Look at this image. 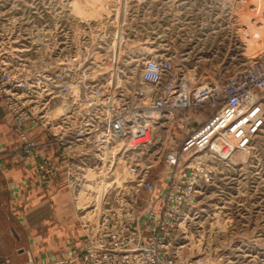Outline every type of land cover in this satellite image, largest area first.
I'll return each mask as SVG.
<instances>
[{"label":"built area","instance_id":"1","mask_svg":"<svg viewBox=\"0 0 264 264\" xmlns=\"http://www.w3.org/2000/svg\"><path fill=\"white\" fill-rule=\"evenodd\" d=\"M189 5L194 28L222 31L233 47L242 44L239 33L249 37L264 19L259 0H189ZM59 58L62 71L42 84L0 63V103L12 120L21 154L34 160L40 181L47 184L60 171L70 175L68 152L84 148L79 154L85 161L76 170L96 174L104 189L95 195L98 211L93 217H80L85 262L175 264L177 230L192 209L199 174L209 172L195 160L197 155L227 161L251 150L264 132V50L224 79L201 84L169 58L146 60L140 87L127 95V103L118 101L110 108L97 102L86 110L81 103L76 109L72 104L81 100V92L86 100L103 94L99 82L80 84L68 78L72 58ZM59 96L72 110L58 107V116H51ZM28 128L50 133L59 164L37 153Z\"/></svg>","mask_w":264,"mask_h":264},{"label":"rangeland","instance_id":"2","mask_svg":"<svg viewBox=\"0 0 264 264\" xmlns=\"http://www.w3.org/2000/svg\"><path fill=\"white\" fill-rule=\"evenodd\" d=\"M189 6V0H0V63L42 84L62 71L59 56H69L67 77L80 84L99 82L103 92L90 100L81 92L72 108L81 103L86 110L97 102L110 108L127 103V95L140 87L146 60L169 58L201 84L224 79L264 50V39L256 48L251 45L254 32L241 35L242 46L233 47L222 31L194 28ZM248 38L253 40L243 45ZM60 98L52 102L51 116L58 107L72 110ZM43 137L52 138L48 131ZM76 149L68 152L73 171L64 176L74 208L70 214L80 223L81 216L84 220L98 211L94 199L100 180L78 173L84 148ZM195 160L209 172L199 174L192 209L177 230L175 264H264V132L251 150L227 161L203 153ZM72 260L88 264L80 251ZM22 264L33 262L28 258Z\"/></svg>","mask_w":264,"mask_h":264},{"label":"crops","instance_id":"3","mask_svg":"<svg viewBox=\"0 0 264 264\" xmlns=\"http://www.w3.org/2000/svg\"><path fill=\"white\" fill-rule=\"evenodd\" d=\"M43 133L27 130L40 145L37 153L59 164L56 145ZM19 147L12 120L0 103V264H22L28 258L33 264H80L68 262L81 252L84 235L78 217L70 214L74 208L64 172L43 184L34 160Z\"/></svg>","mask_w":264,"mask_h":264},{"label":"bare ground","instance_id":"4","mask_svg":"<svg viewBox=\"0 0 264 264\" xmlns=\"http://www.w3.org/2000/svg\"><path fill=\"white\" fill-rule=\"evenodd\" d=\"M259 3H260V5H261V7H263L264 8V0H259ZM263 18V14H261V13H258L257 14V19H262ZM259 23H261V26H259V27H254V28H252V29H255L254 30V33H256V39H255V41H253L252 43H251V45L254 47V48H256V46L258 47V43L260 42V41H262L263 39H264V19L263 20H261V22H259ZM248 24V26H249V23H247ZM241 34L243 35V34H245L246 35V33H239V36L241 37ZM260 34L261 35H263V37L261 38V39H259V36H260ZM57 98H60V96L59 97H57ZM61 99V98H60ZM57 100V99H56ZM60 114H62V113H60ZM88 174V173H87ZM90 174V173H89ZM92 174V173H91ZM94 175V174H93ZM92 175V176H93ZM99 178V177H98ZM116 180H118L117 178H116ZM103 182V181H102ZM97 191V193H100V194H102L103 192V187H100L99 186V188L96 190Z\"/></svg>","mask_w":264,"mask_h":264}]
</instances>
